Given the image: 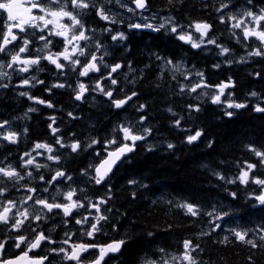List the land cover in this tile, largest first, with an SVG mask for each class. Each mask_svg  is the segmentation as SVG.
Returning a JSON list of instances; mask_svg holds the SVG:
<instances>
[{"label":"trees","instance_id":"trees-1","mask_svg":"<svg viewBox=\"0 0 264 264\" xmlns=\"http://www.w3.org/2000/svg\"><path fill=\"white\" fill-rule=\"evenodd\" d=\"M164 2L172 4L170 0ZM176 5L177 10H182L178 18L206 21L214 26L216 31H211L210 36L230 50L228 62L220 61L221 52L217 49L196 51L162 34L157 46V37L146 34L144 62L141 65L134 62L138 71L145 68L143 82L139 80L140 73H136L134 81L136 92H140L135 104H143L145 108L142 113L137 111L135 118L140 134L144 128L150 127L152 131L145 141L135 145L134 152L106 182L97 186L96 197L108 200L104 215L111 225L112 240L127 241L120 253L121 260L135 262L142 256L160 253V248L164 252H180L183 242L191 240L199 244L198 251H203L204 264H264V241L259 239L264 235L260 231L264 229V206L259 207L255 199L264 186L253 182L264 179V163L250 150L251 147L264 152V113L254 111L258 104L264 107V57L248 56L250 50L232 49L228 42L230 32L218 25L212 15L206 17L201 12V3L199 8L182 1ZM157 54L174 62L200 63L197 67L204 70L208 85L231 81L233 86L226 88L221 102L215 104L212 96L216 87H209L207 95L171 90V84L152 73L150 64ZM174 80L171 78V83ZM179 83L180 80L178 86ZM252 92L258 95L253 97ZM228 102L247 106L228 108ZM189 105H199L200 110L194 111ZM226 112H232L233 116H226ZM114 114V118L119 116ZM141 116L147 117L142 123ZM177 119L181 121L179 127L174 123ZM106 121L105 116L88 115L84 125L94 131L103 129ZM198 130L202 131L201 137L189 144L186 137ZM169 143L174 147L169 149ZM105 157L103 154L88 164L91 172ZM248 164L256 167L250 171L248 183H241L238 177ZM130 180L137 183L130 184ZM184 202L196 205L200 214L192 216L177 207ZM217 215L224 218L215 221L221 227L212 231L210 221ZM233 230H247L249 238L260 247L252 248L237 240Z\"/></svg>","mask_w":264,"mask_h":264},{"label":"flooded vegetation","instance_id":"flooded-vegetation-1","mask_svg":"<svg viewBox=\"0 0 264 264\" xmlns=\"http://www.w3.org/2000/svg\"><path fill=\"white\" fill-rule=\"evenodd\" d=\"M177 1L186 2L188 6L191 7L194 5L197 8L200 7L199 4L201 3V12L205 13L207 15L206 17L212 15V18L218 23V25L220 24L230 32L231 37L228 38V42L232 49L253 51L260 46V42L254 37L245 40L242 28H233L232 24L236 23V21H229L227 17L232 14L236 15L238 18H242V13L248 8H252L253 11L258 12L260 8H264V0H251V4L248 3V0H171L172 4L170 6L166 5L164 0H148V7L145 10L135 9L132 0H111V3L109 0H95L97 6H103L105 11L113 17L116 23L100 19L99 16L96 15V9L94 8L84 10L85 14L82 15V19L88 30L86 34L90 39L88 41L79 42L81 47L87 46L85 48L87 55L78 58L82 62H86L92 53H95L97 57L103 56V62L99 63V72H90L88 76H79V68H77L76 72L71 71V65L62 59L60 62L66 65L63 73L59 72L54 65L46 60H42L41 64L38 66L43 69L42 71H38L35 66L29 73H18L13 69L7 68L0 70L7 71L11 74L10 81L7 78L0 80V83L9 84L8 89H0V122L4 120L9 121V125L6 126L5 129H0V134H6L8 131L18 133V140L16 143L5 141L2 139V135H0V167L11 165L22 174L26 171H31L33 173L32 177L25 176V179L20 181L19 184H16L15 187H13L15 184L14 181H8L0 176V187L8 188L5 195L0 197V210H2V205L7 199L16 200L18 202L17 207L21 210L26 207L29 212L33 214L40 210V206L35 205L32 201H29L26 205H20L19 202L23 200L25 196L29 195L21 185H28L40 189L37 193L38 198L47 197L49 202H52V197L55 196L56 202L61 203L66 202L63 199V193H66L70 188H75L77 194L73 199H80L85 205L82 208L74 210L71 217H64L63 213L58 209H54L51 213L44 210L41 214L46 217L45 219L40 222L32 221V228H35L37 232L43 231L45 235L50 236L52 240L56 241V243H48L47 241L43 242L40 248L29 253L30 257L39 258L47 255L48 260H46L44 264H50V262L51 264H76L75 261L62 260L61 257L63 254L56 255L55 253H52L50 249L59 247L70 249L72 245L80 243L103 246L113 242L112 235L110 234L112 229L110 228L111 225H108V221H101V230L94 234V238H90L84 234L89 227L88 223L78 225L75 221L84 216H88L90 223L94 222V218L97 215L104 214V205H101L100 213H97L88 203L89 200H91L92 203L98 201L96 197V188L98 185L90 179V177L94 175V170L91 172L88 164L98 160L103 154L107 156L108 152L119 147L120 143H130L129 141H123L122 133L118 127L119 125L123 124L126 126H132L134 131L137 129L140 130V126L135 118L137 108L140 104L137 106L134 101L137 96L139 97L140 92L139 90L138 93L136 92L134 81L136 73H140L139 80L143 82L145 68L142 69L141 67V70L138 71L135 69L134 62H138L137 64L139 65L144 62L146 34L155 35L157 37L155 43L157 46L160 45V35L162 34L171 38V41L181 42L190 49L196 51L217 49L221 52V47L217 46L219 44H209L206 42L208 38L212 39L210 36L211 31H216L214 26L208 33V37L204 38L205 43L201 44V47L199 48H193L191 43L178 39V34L190 33L193 41L199 43L200 35L195 31L194 25L195 23L206 21L199 20L193 22L178 18V13L180 14L182 10L180 8L177 10ZM41 2L47 4L48 0H41ZM222 4H228L229 7L222 12H218L217 9L220 8ZM121 5H126V7H122ZM52 6L56 7V5ZM128 8H132L134 11L130 12L128 11ZM36 14L40 13L36 11ZM221 16L225 17V22L223 23L220 19ZM5 17H0V30H2V24ZM145 17L147 18L146 20L144 19ZM167 18H174L172 23L179 26L177 33H172L170 31L172 24L167 23L165 24V28L161 29L160 32H154L150 29L136 30L128 27L130 23L143 24L149 22L158 26L161 23H165ZM64 23L70 22L65 19ZM244 26L251 27V21L245 18ZM105 29H111V32L105 31ZM29 32H35V36L30 37L32 39V44L29 46V52L22 54L24 56L37 55L35 49L43 47L44 44L43 41L37 39L41 34L39 31L29 29ZM119 32H123L127 39L113 41L111 38L112 35ZM44 34L46 35L47 31H45ZM20 35L23 36L25 34L20 33ZM48 38L52 41V44L49 46V49L45 50L46 52L50 50L53 53H58L65 47V43L61 37L49 36ZM97 41L102 45L99 50L95 47ZM19 46L20 41H17L13 45H9V48L18 49ZM220 46L226 48V46ZM43 54L44 53H40V55ZM254 57L261 58L258 56ZM0 60L6 62L8 57L0 54ZM168 60L172 61L169 57L162 58L157 54L152 59V64L150 65L153 66L152 73L156 74L159 80L171 84V90L177 89L178 91L180 90L181 85L190 86L201 80V77L196 75L198 72L204 73V70L198 69L197 67L200 63L172 61L173 64L180 66V71L177 72L173 70L172 65L167 64ZM220 61L228 62L227 54H221ZM117 63L121 64L122 67L116 73H112V76L118 81V83L116 85H111L110 80L103 78L107 77L111 66ZM183 74H188L190 80H185ZM32 75H35L38 80H43L44 83L35 84L33 87L16 86L20 83V80L23 77ZM173 77H175V80L171 83V78ZM98 80L101 81L102 86H104L106 90L109 88L114 90L115 98H123L125 94H131L133 91L138 95L133 97V100L122 109H116L111 105V101L106 96L98 90H92ZM179 80L180 85L178 86ZM203 80L205 82L204 75ZM58 82L65 83L66 86L64 88H52L51 92L47 91V89L51 88L54 83ZM78 82L85 83L89 88V91L85 94V98L81 101L75 100L74 89ZM69 84L71 87L67 86ZM207 90L208 88H201L198 89L197 92L204 95ZM19 92H28L33 97L50 101L54 107L49 108L45 104L35 103L25 96H20ZM183 92L188 95L194 94L188 90ZM29 108H34L36 111L28 112ZM69 112H71L76 118L73 119V117H70L68 115ZM130 112H132V115H130ZM114 113H118L119 116L114 118ZM138 113H142V111H138ZM124 114L126 116H124ZM88 115L105 116L107 121L105 122L103 129L97 128V130L90 131L89 128L91 127H88L87 124L84 125V120ZM50 117H55L56 123L53 126L59 129L56 136L52 135L51 129L49 128V124L51 123V120L49 119ZM84 126L87 128H84ZM56 137H61L63 139L65 147H60L55 143ZM93 139L100 141V143L92 144V146L89 147L88 145L91 144ZM112 139H116L117 143L111 145L107 144V141ZM74 141H79L81 144V148L77 152H72L70 148V145ZM141 141H145V139ZM141 141H137L136 144ZM36 143H47L52 145L54 147V153L52 154L60 156L59 163L48 161L46 159L48 153L44 149L33 151ZM25 152H30L32 156L36 157V162L41 165H48V167L40 168L39 172H37L33 166H28L27 169L23 168L22 157L24 160L29 158L23 156ZM37 152L42 153V155H37ZM80 163H83V165L80 166ZM56 170L66 172V174L71 176L72 179L70 181L61 180L57 182L55 186H49L39 180L40 175H43L45 180L50 179ZM85 171L87 172V175L84 174ZM44 187L49 188L47 193L42 191ZM17 188H20V190L17 191ZM81 189H83V191H81ZM58 191L60 195H57ZM84 197H87L88 199H84ZM262 206L264 205L259 204V207ZM65 221H67L66 224ZM66 233L68 235H65ZM19 234L27 235L29 238L35 235V233L29 230V222L25 223L24 229ZM17 235V232H10L5 225H0V240H8L9 237H15ZM64 240H69V243L62 244L61 242ZM21 247L23 249L25 246L22 245ZM182 251L160 252L157 254L152 253L145 257H140L135 262H129L125 259L121 260L120 252L117 256L107 257L105 261L106 264H144L147 260L154 259L159 261L163 258L167 259L169 264H177L176 261L171 260V256L179 255ZM20 253L21 249L15 248L12 241L8 240L5 257L13 258ZM97 255L98 248L90 249L88 253L83 255L85 264H88V262L92 261ZM193 255L201 262V264H204L203 260L205 258L203 257V251L197 250Z\"/></svg>","mask_w":264,"mask_h":264},{"label":"snow or ice","instance_id":"snow-or-ice-1","mask_svg":"<svg viewBox=\"0 0 264 264\" xmlns=\"http://www.w3.org/2000/svg\"><path fill=\"white\" fill-rule=\"evenodd\" d=\"M111 3V0H109ZM171 2V0H170ZM132 3L135 5V9L145 10L148 7V0H132ZM248 3L251 4V0H248ZM52 5H56L53 7ZM70 5V8H69ZM122 7H126V5H121ZM228 4H222L220 8L217 9L218 12H222L224 9L228 8ZM90 8L96 9V15L99 16L100 19L104 21H110L111 23H116L112 16H110L104 9L103 6H97L95 0H48V3H42L41 0H0V17H6L3 20L2 30H0V54H3L8 57V60L5 62L4 60H0V70L5 68L13 69L18 73H29L33 67L35 66L38 71H42V68L38 66L41 64L42 60L48 61L50 64L54 65L55 68L63 73L66 65L61 63V59L63 61L68 62L71 65V71L76 72L77 68H79V76H88L90 72H99V63L103 62V56L97 57L95 53H92L90 58L86 60V62H82L78 57L86 56L85 47H81L80 41H88L90 37L86 34L88 31L85 27V24L82 19V15L85 14L84 10H88ZM38 11L40 14H36ZM128 11L132 12L134 9L128 8ZM245 18L250 20L252 23L251 27L244 26ZM67 19L70 23H64V20ZM147 19L146 17L144 18ZM174 18H167L165 23H161L158 26L153 23H130L128 27L130 29H150L154 32H160L161 29L165 28V24H172L170 31L172 33L178 32V25L172 23ZM221 22H225V17H220ZM227 19L229 21H236V23L232 24L233 28H242L243 37L245 40L249 38H256L260 42V46L255 48L253 51L247 53L248 56H258L264 57V8H260L258 12L253 11L252 8L246 9L242 13V18H238L236 15H228ZM51 26V27H50ZM195 31L200 33V42L197 43L193 41L192 35L190 33L187 34H178V39L191 43L193 48L201 47V44L205 43V37H208V33L210 32L212 25L207 22H198L194 25ZM29 29H34L39 31L41 34L37 37L39 41H43V47L36 48L35 52L37 55H29L24 56L29 52V46L32 44L31 36H35V32H29ZM45 31L47 34L45 35ZM105 31L111 32V29H105ZM20 33H24L25 35L21 36ZM49 36H57L61 37L65 43V47L61 52L53 53L49 49V46L52 44V41L48 38ZM112 40H124L127 39L123 32H119L115 35H112ZM20 41V46L18 49H11L9 45H13L15 42ZM207 43L215 44L216 41L214 39L208 38ZM221 47V54H227L230 50L228 48ZM96 49L99 50L102 45L99 41L96 42ZM40 53H44L40 55ZM106 54V53H105ZM75 57V58H74ZM159 58V57H157ZM168 65H172L174 71H180V66L177 64H173L171 60L167 61ZM122 65L117 63L111 66L110 71L107 77L103 79L110 80L111 85H116L118 81L113 78L112 73H116L119 69H121ZM130 67V65H129ZM219 67V65H216ZM185 80H190V76L188 74H183ZM196 75L201 77L199 82H196L193 85H181L180 91L183 92L188 90L190 92H197L198 89L201 88H209L216 87L218 89V94L212 96V103H220L221 96L224 94L225 89L229 88L232 85L231 81L225 84L222 83L220 85L212 86L208 85L203 80V73L198 72ZM257 76L260 73H256ZM7 78L9 81L11 80V74L7 71H0V80ZM175 78V77H173ZM131 82V81H130ZM43 80H38L35 75L23 77L20 80V83L16 85L17 87H33L35 84H43ZM65 83H54L51 88H48L47 91L51 92L52 88H64ZM71 87V85H67ZM8 83H0V89H8ZM93 91H99L104 96H106L110 101L111 105L116 109H122L125 105H127L130 101L133 100V97H136L138 94L133 91L131 94H125L123 98H115L114 90L109 88L105 89L102 86L101 81H97L95 87L92 89ZM75 91V100L81 101L85 98V94L89 91L88 86L83 82H78ZM207 95V93H204ZM20 96H25L29 100L34 101L35 103L45 104L49 108H53L54 105L50 101H45L43 99H39L37 97L31 96L28 92H19ZM251 96L255 97L258 94L256 92L250 93ZM246 104L243 103H234L228 102V108H244ZM190 109L194 111H199V105H189ZM145 108V105L141 104L138 106L137 111H142ZM36 111L34 108H29L28 112ZM168 111H172L168 109ZM255 112L264 113V107H261L259 104L254 108ZM70 117L75 119L71 112L68 113ZM175 115V113H173ZM226 116L232 117V112H226ZM147 117L141 116L140 122L142 123ZM51 123L49 124V128L51 129L52 135L56 136L59 129L54 127L56 120L55 117H50ZM175 125L177 127L180 126L181 121L179 119L175 120ZM9 125L8 120H4L0 122V129H5L6 126ZM119 130L122 133L123 141H129L130 143H120V146L115 148L112 151H109L107 157L103 159L98 165L94 167V175L90 177V179L96 185H102L109 178V174L112 172L113 167L121 161L123 157L126 156L127 153H131L135 149V145L137 141H141L146 139L148 135L151 134L152 129L150 127L144 128L142 130L137 129L133 130L132 126L119 125ZM2 135V139L8 141L10 143H16L18 140V133L14 131H8L6 134ZM202 135V131H196L194 135H189L186 137V140L189 144L197 141ZM55 143L60 147H65L63 143V139L61 137H56ZM100 143V141L93 139L91 144ZM117 140L112 139L107 141V144H116ZM211 146V144L209 145ZM169 149L173 148L174 145L169 143L167 145ZM70 148L72 152H77L81 148V144L79 141H74ZM38 149H44L48 153L46 159L48 161H53L55 163H59L60 156L54 155V147L47 143H36L34 145L33 151ZM151 150V149H149ZM250 150L255 153L257 157L261 158V163H264V152L258 151L255 148H251ZM37 155H42V153L37 152ZM99 155V153H98ZM24 157H29L28 159L23 160L22 167L27 169L28 166H33L37 172H39L40 168L48 167V165H41L36 162V157L32 156L30 152H25L23 154ZM91 167V166H90ZM256 165L248 164L247 169L243 170L238 177L241 183H248L249 173L252 169H254ZM87 175V172L84 173ZM33 173L31 171H26L22 174L16 168H13L11 165L7 167H0V176L5 178L8 181H14L15 184H19L20 181L25 179V176L32 177ZM223 179V177H219ZM72 179L71 176H68L66 172L62 170H56L54 175L51 176L50 179L45 180L43 175L39 176V180L43 183H46L49 186H55V184L61 180ZM253 182L257 185L264 186V179H254ZM130 184L137 183L135 180H130ZM24 190L29 193V195L25 196L23 200L19 203L20 205H26L29 201H32L35 205L40 206V210L35 212V214L30 213L29 210L24 207L22 210L17 207L18 202L14 199H7L6 202L2 205V210H0V225H5L8 231H15L18 233L15 237H9L8 240L12 241V244L15 248L21 249V253L13 258H6V245L8 244V240H0V264H44L46 260H48V256H43L39 258H33L29 256V253L40 248L42 243L47 241L48 243H56V241L52 240L50 236L45 235L43 231L37 232L35 228L31 227V222H40L46 217L41 213L46 210V212L51 213L54 209H58L63 213L64 217H71L74 210L78 208L84 207V203L80 199H73L76 196L77 192L75 188H70L66 193H63V199L66 201L65 203L56 202V197H52V202H49L47 197L38 198L37 193L40 191L37 187H30L28 185H21ZM17 191L20 188L16 189ZM8 191L6 187H0V197H3L5 193ZM43 192L47 193L49 191L48 187H44L42 189ZM83 191V189H81ZM57 195H60L59 191ZM235 196V194H232ZM84 199H88L84 197ZM255 199L259 202L260 205H264V191L261 192L260 195L256 196ZM89 206L92 209H95L97 213H100L101 205L107 204L108 200L101 197L98 198L96 203H92L91 200L88 201ZM177 207L183 208L186 210V214H190L192 216L199 215L198 207L194 204L184 202L178 204ZM15 210V211H14ZM105 211H111V209H105ZM209 216H212V213H206ZM224 215H227L225 213ZM224 217L221 215H217L214 220L210 221L213 224L212 231L220 228L221 225L216 223L215 221L222 220ZM108 217L104 214H99L94 218V222L89 223V217L84 216L81 219H77L75 222L78 225H83L85 223L89 224L88 229L84 232L90 238H94V234L101 230V221H107ZM29 222V230L35 235L31 238L24 234H19L24 229L25 223ZM67 221H65V224ZM260 231L264 232V229ZM210 235V233H207ZM65 235H68L67 233ZM151 236L152 233H149ZM233 235L235 238L241 242L249 244L252 248L260 247L255 240L249 238V233L247 230L245 231H237L233 230ZM70 239V237H69ZM260 241H264V235H260ZM228 241V237H224V242ZM62 244H68L69 240H64L61 242ZM127 243L126 240L121 239L119 241H113L109 244L99 246L96 244H74L70 249H66L64 247L52 248L50 251L55 253L56 255L63 254L61 257L62 260L65 261H75L76 264H85V259L83 258L84 253H88L90 249L98 248V255L93 258L92 261L88 262V264H106L105 257L109 256V254H114L120 252L121 248ZM22 245L25 247L22 249ZM183 251L179 255H172L171 260L176 261L177 264H201L200 261L193 255L200 246L199 244H194L191 240H185L182 245ZM159 251L163 253L165 250L160 248ZM51 264V262H50ZM144 264H169L167 259L161 258V260H147Z\"/></svg>","mask_w":264,"mask_h":264},{"label":"water","instance_id":"water-1","mask_svg":"<svg viewBox=\"0 0 264 264\" xmlns=\"http://www.w3.org/2000/svg\"><path fill=\"white\" fill-rule=\"evenodd\" d=\"M135 150V149H134ZM134 152V151H133ZM133 152H131V153H127L126 154V156L125 157H123L122 159H121V161H119L114 167H113V170H112V172L109 174V176L113 173V171L125 160V159H127L128 157H130V155L133 153ZM107 157V156H106ZM121 250H122V248H121ZM121 250H120V252H121ZM120 252H118V253H114V254H109V256H117ZM85 254V253H84ZM83 254V255H84ZM109 256H106L105 257V259L107 258V257H109Z\"/></svg>","mask_w":264,"mask_h":264},{"label":"rangeland","instance_id":"rangeland-1","mask_svg":"<svg viewBox=\"0 0 264 264\" xmlns=\"http://www.w3.org/2000/svg\"><path fill=\"white\" fill-rule=\"evenodd\" d=\"M197 33H198V32H197ZM198 34L200 35V33H198ZM208 90H209V89H208ZM195 94H197V93L195 92ZM215 94H218V89H217V92H216ZM222 96H223V95H222ZM222 96H221V97H222ZM263 189H264V188H263ZM263 189H262V190H263ZM262 190H261V192H262Z\"/></svg>","mask_w":264,"mask_h":264}]
</instances>
